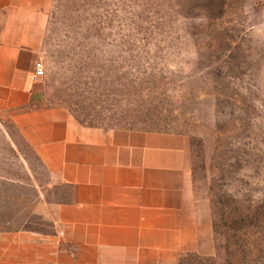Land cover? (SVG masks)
Masks as SVG:
<instances>
[{
    "label": "rangeland",
    "instance_id": "374dc122",
    "mask_svg": "<svg viewBox=\"0 0 264 264\" xmlns=\"http://www.w3.org/2000/svg\"><path fill=\"white\" fill-rule=\"evenodd\" d=\"M40 59L78 123L187 136L203 254L183 264H264V0H53ZM65 193L0 114V233L50 231Z\"/></svg>",
    "mask_w": 264,
    "mask_h": 264
},
{
    "label": "crops",
    "instance_id": "0c3cea01",
    "mask_svg": "<svg viewBox=\"0 0 264 264\" xmlns=\"http://www.w3.org/2000/svg\"><path fill=\"white\" fill-rule=\"evenodd\" d=\"M53 0H0V114L66 189L50 231L0 233V264H183L203 254L186 135L102 129L44 103L33 75ZM38 187L37 185H34Z\"/></svg>",
    "mask_w": 264,
    "mask_h": 264
},
{
    "label": "built area",
    "instance_id": "2783aa9c",
    "mask_svg": "<svg viewBox=\"0 0 264 264\" xmlns=\"http://www.w3.org/2000/svg\"><path fill=\"white\" fill-rule=\"evenodd\" d=\"M45 68L43 61L38 58L35 60L34 65H33V75L36 77H42L44 75Z\"/></svg>",
    "mask_w": 264,
    "mask_h": 264
}]
</instances>
